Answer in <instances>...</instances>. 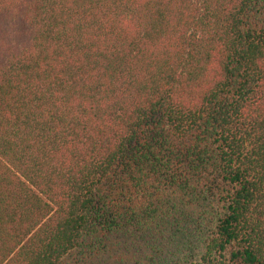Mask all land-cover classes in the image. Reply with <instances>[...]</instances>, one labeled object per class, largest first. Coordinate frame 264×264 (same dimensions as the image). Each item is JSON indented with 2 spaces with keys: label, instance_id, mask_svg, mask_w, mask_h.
I'll list each match as a JSON object with an SVG mask.
<instances>
[{
  "label": "trees",
  "instance_id": "1",
  "mask_svg": "<svg viewBox=\"0 0 264 264\" xmlns=\"http://www.w3.org/2000/svg\"><path fill=\"white\" fill-rule=\"evenodd\" d=\"M0 264H264V0H0Z\"/></svg>",
  "mask_w": 264,
  "mask_h": 264
}]
</instances>
